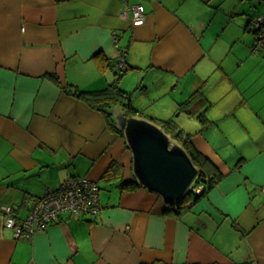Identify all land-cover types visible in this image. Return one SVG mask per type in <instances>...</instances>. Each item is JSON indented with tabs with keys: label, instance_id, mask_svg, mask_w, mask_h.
<instances>
[{
	"label": "crops",
	"instance_id": "obj_1",
	"mask_svg": "<svg viewBox=\"0 0 264 264\" xmlns=\"http://www.w3.org/2000/svg\"><path fill=\"white\" fill-rule=\"evenodd\" d=\"M212 2L0 0V264H264V8ZM135 3L142 24L123 14ZM116 80L135 114L172 120L222 173L183 212L121 191L135 177L125 136L71 92ZM70 177L113 184L101 211L16 238L2 207L25 218Z\"/></svg>",
	"mask_w": 264,
	"mask_h": 264
},
{
	"label": "water",
	"instance_id": "obj_2",
	"mask_svg": "<svg viewBox=\"0 0 264 264\" xmlns=\"http://www.w3.org/2000/svg\"><path fill=\"white\" fill-rule=\"evenodd\" d=\"M107 112L132 152L136 181L166 204L179 202L199 175L183 143L153 119L128 112L120 104L110 105Z\"/></svg>",
	"mask_w": 264,
	"mask_h": 264
},
{
	"label": "built area",
	"instance_id": "obj_3",
	"mask_svg": "<svg viewBox=\"0 0 264 264\" xmlns=\"http://www.w3.org/2000/svg\"><path fill=\"white\" fill-rule=\"evenodd\" d=\"M129 12L132 13L133 21L136 24L144 22L146 13L142 3L127 4L123 14L127 15ZM252 27L256 35L257 45L264 44V13L253 19ZM114 40L115 42L118 41L117 34H114ZM117 66L121 70L126 68L124 57ZM191 188L193 191L199 192L204 188V184L198 182ZM99 193V184L90 178L70 177L59 188L50 190L37 198L25 218L18 217L10 204L4 205L2 212L5 225L13 229L16 238H30L37 231L43 230L48 225L58 221L64 214L77 218L84 213H99L102 207Z\"/></svg>",
	"mask_w": 264,
	"mask_h": 264
},
{
	"label": "trees",
	"instance_id": "obj_4",
	"mask_svg": "<svg viewBox=\"0 0 264 264\" xmlns=\"http://www.w3.org/2000/svg\"><path fill=\"white\" fill-rule=\"evenodd\" d=\"M129 68L126 67L124 69H120V73L117 74L122 75ZM73 90V91H72ZM71 92L75 94V96L79 98H83L91 107L95 108L102 112L105 116L109 126L115 131L119 132L122 136L124 133L122 130L118 129L115 126V121L112 118V115L107 112V109L112 104H120L124 106V108L131 113H136L137 111L132 107L131 97L129 93L125 92L119 84L118 80L114 83L110 84L108 87L104 89H100L98 91H90V90H81V89H71ZM152 119V118H151ZM160 123L167 131L173 133V135L182 140L183 145L188 151L190 157L193 159L194 163L199 167V175L196 177L195 181L202 182L201 179H205L202 183L204 184V188H202L199 192L193 191L191 188L188 192L181 198V200L177 203H169L166 206V212H175L180 213L183 212L186 208L190 207L191 202L194 199H199L200 196L213 185L216 181H218L222 177V173L214 168V165L207 159L189 140L187 136L182 134V130H177L173 125L172 120L167 121H156ZM112 166H110V170ZM109 170V171H110ZM111 172H109L110 174ZM115 173V170H114ZM113 175V174H112ZM111 177V175H110ZM121 191H132L142 187L140 183H138L135 177L129 181H122L118 184Z\"/></svg>",
	"mask_w": 264,
	"mask_h": 264
},
{
	"label": "rangeland",
	"instance_id": "obj_5",
	"mask_svg": "<svg viewBox=\"0 0 264 264\" xmlns=\"http://www.w3.org/2000/svg\"><path fill=\"white\" fill-rule=\"evenodd\" d=\"M236 3H237V12H242V10L246 8V11L247 12H251L252 15H255L253 14L254 12H256V8L259 7H262V9L264 8V3L262 5H260L259 3L257 2H254L253 0H235ZM233 0H214V2H212V4L210 5V10L211 12H229V7L231 6ZM257 7H256V6ZM185 114V113H183ZM186 116L183 115V119L185 118ZM99 184L100 186L102 187V189L100 190L101 192L103 191V200H104V195H105V192L109 193V191L112 189V186L113 184L108 181V180H105V179H101L99 181ZM194 184V182L192 183V185ZM191 185V186H192Z\"/></svg>",
	"mask_w": 264,
	"mask_h": 264
},
{
	"label": "flooded vegetation",
	"instance_id": "obj_6",
	"mask_svg": "<svg viewBox=\"0 0 264 264\" xmlns=\"http://www.w3.org/2000/svg\"><path fill=\"white\" fill-rule=\"evenodd\" d=\"M197 183H198V181H195L194 184H193V186H194L195 184H197ZM191 189H192V188H191Z\"/></svg>",
	"mask_w": 264,
	"mask_h": 264
},
{
	"label": "clouds",
	"instance_id": "obj_7",
	"mask_svg": "<svg viewBox=\"0 0 264 264\" xmlns=\"http://www.w3.org/2000/svg\"><path fill=\"white\" fill-rule=\"evenodd\" d=\"M196 179H197V178H196ZM194 182H195V181H194ZM191 187H192V186H191ZM191 187H190V188H191Z\"/></svg>",
	"mask_w": 264,
	"mask_h": 264
}]
</instances>
